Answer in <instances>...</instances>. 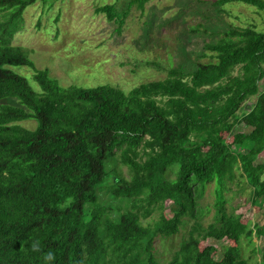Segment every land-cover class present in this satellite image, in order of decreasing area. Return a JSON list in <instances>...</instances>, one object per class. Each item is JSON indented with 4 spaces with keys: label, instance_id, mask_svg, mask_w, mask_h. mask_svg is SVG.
Returning a JSON list of instances; mask_svg holds the SVG:
<instances>
[{
    "label": "trees",
    "instance_id": "16d2710c",
    "mask_svg": "<svg viewBox=\"0 0 264 264\" xmlns=\"http://www.w3.org/2000/svg\"><path fill=\"white\" fill-rule=\"evenodd\" d=\"M37 1L0 0V264H47L42 252L49 249L54 264H162L157 238L178 234L185 217L197 220L198 200L210 183L213 223L197 222L164 264H264V252L252 263L242 250L243 240L254 245V236L264 238V224L251 227L244 215L228 212L226 197L240 175L252 189V203L264 200V163L258 162L264 152V30L229 28L204 45L208 62L172 67L164 80L129 92L109 85L62 87L12 45L25 10ZM151 1L131 0L121 12L106 4L96 13L120 32L129 9L143 10ZM213 3L221 10L241 3L264 15V0ZM15 67L30 68L41 90ZM253 97L254 107L241 112ZM31 119L35 129L20 125ZM117 153L131 177L113 181L103 200L106 165ZM157 210L154 227L143 226L141 219ZM30 239L40 241L41 252L31 250ZM210 240L226 244L219 251Z\"/></svg>",
    "mask_w": 264,
    "mask_h": 264
},
{
    "label": "rangeland",
    "instance_id": "374dc122",
    "mask_svg": "<svg viewBox=\"0 0 264 264\" xmlns=\"http://www.w3.org/2000/svg\"><path fill=\"white\" fill-rule=\"evenodd\" d=\"M130 1L38 0L25 10L24 28L14 36L12 45L22 47L37 69H48L50 76L62 87L109 85L129 92L142 83L164 80L172 67L192 69L208 62L210 58L203 56L204 45L215 42L229 28L254 25L264 30V15L255 8L236 3L221 10L215 7L214 0H152L143 10L132 6L120 32L104 14L96 13L97 7L106 4H114L120 12L125 11ZM14 71L23 75L34 90H41L30 68L15 67ZM259 88L264 91V79ZM255 101V97L246 101L241 112L248 113ZM20 125L35 129L37 122L25 120ZM237 128L238 131L246 130ZM118 153L106 165L109 178L102 185L103 200H109L108 189L113 181L131 177ZM258 162L264 163V152ZM228 188V212L244 215L251 227L263 225L264 200L252 203V189L246 180L237 175ZM198 201L197 220L185 217L178 234L169 240L157 238L155 248L162 264L172 258L197 222L203 227L213 223L215 183L205 187ZM165 214L172 217L168 208ZM160 215L157 210L149 218L141 219V224L154 227ZM253 242L254 245H248L246 240L242 241L243 257L259 263L264 252V238L254 236ZM209 244L220 251L226 241L210 240Z\"/></svg>",
    "mask_w": 264,
    "mask_h": 264
},
{
    "label": "clouds",
    "instance_id": "9594fccd",
    "mask_svg": "<svg viewBox=\"0 0 264 264\" xmlns=\"http://www.w3.org/2000/svg\"><path fill=\"white\" fill-rule=\"evenodd\" d=\"M30 245V248L34 252H41L42 251V245L38 239H30L28 242ZM43 260L47 262V264H54V261L56 260V253L49 249L47 251L42 252Z\"/></svg>",
    "mask_w": 264,
    "mask_h": 264
}]
</instances>
